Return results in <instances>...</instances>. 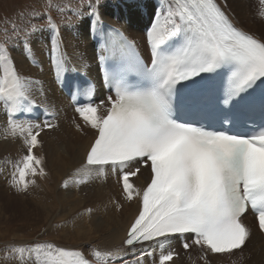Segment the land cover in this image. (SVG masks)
Wrapping results in <instances>:
<instances>
[{"label":"snow or ice","instance_id":"obj_1","mask_svg":"<svg viewBox=\"0 0 264 264\" xmlns=\"http://www.w3.org/2000/svg\"><path fill=\"white\" fill-rule=\"evenodd\" d=\"M99 6L100 0L85 5L102 82L111 94L96 103V85L89 82L88 102L75 107L82 121H73L76 129L94 134L75 183L118 173L124 200L137 202L139 210L119 247L93 255L101 264H144L146 256L153 264H173L174 238L184 250L197 246L204 264L210 256L242 250L252 236L249 212L264 233V36L246 29L228 0H159L146 26L145 60L120 29L105 28ZM72 11L85 15L83 8ZM257 16L264 20V0H258ZM34 19L45 23L19 31L13 26V47L31 56L37 38L49 32V59L59 79L70 62L60 25L49 13ZM0 66L4 131L21 138L25 149L8 161L10 184L26 192L46 175L44 157L35 151L41 134L59 124L20 118L38 107L31 95L38 81L20 71L6 41L0 42ZM241 125L250 131H231ZM143 171L148 179L137 186ZM25 250L35 254L36 264H92L83 251L50 242L20 247Z\"/></svg>","mask_w":264,"mask_h":264},{"label":"bare ground","instance_id":"obj_2","mask_svg":"<svg viewBox=\"0 0 264 264\" xmlns=\"http://www.w3.org/2000/svg\"><path fill=\"white\" fill-rule=\"evenodd\" d=\"M158 2L159 0H137L126 5L125 9H119V5L115 4L113 9L115 11L110 15L107 11L105 14L102 13L106 10L103 7H100L102 9H99V12L104 23H112L125 31L148 59L146 26L149 24L153 6ZM228 5L235 18L241 21L246 29L257 36H264V20L257 16L258 0H228ZM84 26L79 27L78 32L85 36L81 46L77 45L73 37H67V34L63 33L70 62L69 70L59 79L55 66L53 69L50 63L48 42L45 48L43 42L41 43L44 51L31 60L21 61L23 64L15 60L21 72L38 81L31 86V95L38 107H34L32 113L24 114L20 118L40 122L49 120L50 115L55 113L54 119L59 127L41 134L42 146L35 151L38 156L44 157L46 175L37 177L36 184L26 192L17 191L10 184L11 176L2 172L4 163L11 166L8 161L15 162L19 159L23 147L21 144L10 147L9 153L3 158L1 154L5 150L0 146V224L2 221L43 224L48 222L52 230L60 229L56 237L60 246L68 248L75 246L76 249L83 251L85 258L92 264H101L96 260L93 251L114 250L121 245L130 222L139 210V204L124 200L117 184L118 173L94 175L86 184L75 183L80 179L75 175V170L82 163L94 135L87 129L86 132L77 130L73 123L75 120L82 124L75 107L78 103H84L77 99L76 72H83L96 81V103L99 98L105 99L110 94L102 82V71L97 61V41L91 37L90 26ZM16 55H22L21 51L17 49ZM7 119L6 106L0 104V121L7 124ZM148 175L147 171H143L137 186L143 185ZM66 180L70 181L67 188L63 186ZM117 204L122 206L117 207ZM88 209L92 211L89 212ZM255 221L250 213L245 217V222L252 228V236L242 250H237L231 255L210 256V264H264V240L255 226ZM68 225H74V228L67 230ZM92 239L98 240V244L90 242ZM188 242L191 243L190 237ZM21 246L27 249L31 245L17 243V254L20 259L22 258L25 264H36L35 254L27 250L21 253ZM170 247L178 253L173 264H204L201 258L202 251L197 246L184 250L182 240L174 238ZM23 260H19V264H22ZM144 264H153V257L146 256Z\"/></svg>","mask_w":264,"mask_h":264},{"label":"rangeland","instance_id":"obj_3","mask_svg":"<svg viewBox=\"0 0 264 264\" xmlns=\"http://www.w3.org/2000/svg\"><path fill=\"white\" fill-rule=\"evenodd\" d=\"M136 1L137 0H100L99 9H102L100 7L105 8L106 10L102 13L105 14L107 11V14L110 15L115 11L113 10L115 9V4L119 5V9H125L126 5L133 4ZM87 2L88 0H0V42H7L12 56L17 57V59L14 60H19L20 64H23L21 61H27L28 59L31 60V58L40 55L44 51L45 46L48 45L47 42L50 43L49 32H45L37 38L38 42L36 43L34 53L32 56H28V53L22 51L20 47H13L18 41L16 39V32H13L12 29L14 25L16 26L17 31H19L30 23L43 24L45 23L44 19L35 20L34 17L49 13L55 19L56 23L60 25L61 33H66L67 37H73L77 41V45L81 46L85 36L83 33H78L79 27L82 28L84 25V27L90 26V19L87 16L88 9L85 7ZM80 8H83L85 13L83 18L77 16L74 11H72V9ZM61 9H63V11H61ZM111 9L112 11H109ZM69 23L72 27H65V25ZM42 42L44 48L42 47ZM17 49L21 51L22 55H16ZM26 56L28 57L27 59ZM51 66H53L54 69L52 63ZM0 74H2V66H0ZM100 100L101 98L98 99L97 103H99ZM52 119H54V117L51 114L49 120ZM6 127L7 124L0 121V146L2 150H5L1 154L3 158L9 153L8 150L10 147H15L20 144L21 147H23V141L21 138L6 136L4 131ZM23 154H25L24 148L21 156ZM11 171V166L4 163L2 172H6L11 176ZM50 226L51 224L48 222L43 224L40 222L26 223L22 221L4 223V221H2L0 224V264H19V260H23L22 258L20 259L17 254V243L33 246L37 243L50 242L60 246L56 241L60 229L56 228L52 230ZM73 228L74 225H68L66 227L67 230ZM90 242L98 244V240L95 239H92ZM74 249H76L75 246ZM22 264H25L24 260Z\"/></svg>","mask_w":264,"mask_h":264}]
</instances>
